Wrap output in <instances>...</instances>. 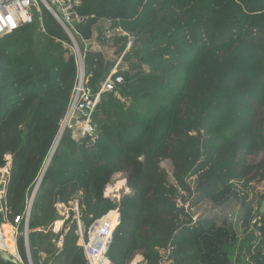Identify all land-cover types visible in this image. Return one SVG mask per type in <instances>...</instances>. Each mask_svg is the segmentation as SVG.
Masks as SVG:
<instances>
[{
	"label": "trees",
	"instance_id": "1",
	"mask_svg": "<svg viewBox=\"0 0 264 264\" xmlns=\"http://www.w3.org/2000/svg\"><path fill=\"white\" fill-rule=\"evenodd\" d=\"M67 1L74 27L52 7L76 38L94 94L128 43L107 39L104 23L134 36L140 53L120 68L121 98L102 94L94 135L76 140L67 130L59 142L31 210L33 264H87L72 216L53 231L64 221L59 207L77 198L86 232L119 209L110 264L137 255L143 264H264V188H248L245 165L264 151V0ZM95 39L112 43L114 60L87 47ZM78 79L74 43L43 5L33 24L0 38V179L11 156L4 232L26 211ZM117 174L131 190L119 203L105 195ZM249 196L259 209L239 239ZM219 208L222 225L211 218ZM18 252L29 264L23 237Z\"/></svg>",
	"mask_w": 264,
	"mask_h": 264
},
{
	"label": "built area",
	"instance_id": "2",
	"mask_svg": "<svg viewBox=\"0 0 264 264\" xmlns=\"http://www.w3.org/2000/svg\"><path fill=\"white\" fill-rule=\"evenodd\" d=\"M51 1L58 7L59 13L64 16L68 23H70L72 27L76 26V24L78 23L77 19L71 18L72 4L67 0ZM40 5H48L51 7L54 6L51 5L48 0H0V38L5 35L11 34L15 30L25 25L33 24L35 21L36 13L40 11ZM104 27L106 30L107 39H111L115 36H123L128 38V43L125 51L115 59L114 67L111 69L110 74L108 75L106 80L101 83L100 89L97 94H94L92 92L90 87L87 85V81L83 78L85 77L84 73H81V71L83 70V62H81L83 60L82 55L81 58L78 59L79 79L76 86L74 87L70 109L65 119L61 121L62 130L64 132H66L67 130H72L74 139L76 140L86 137H92L94 135L92 119L102 94L109 92L113 93L118 98H121L120 86L123 83V76L119 75V71L121 66L123 65L124 58L126 57V55L131 53L134 48V36L123 31L122 29H117L114 31L113 24L111 22L104 23ZM94 45V49L99 47L96 44ZM130 48L131 50L129 51ZM75 53H77V47ZM73 120L76 121L75 125H72ZM10 160L11 159L9 157V163L7 167L1 171V180L5 182H7L10 176ZM4 197L5 193L0 192V210L5 213L7 209L6 206L2 204V200L4 199ZM31 208L32 199L27 201L26 211L23 216L17 217L15 219V223L11 225V240L9 239V237H6L1 233L2 244L5 243L6 246H8L12 244L11 241L14 242L15 253L10 252L6 246L0 247V249L7 251L11 257L17 258L20 264H23V262L18 252V240L23 235V233L21 232L22 227L25 229L30 220ZM64 208L66 209V213H63L64 221L62 222L64 224L65 221L68 220L70 216H72V220L78 227V235L80 237L78 244L83 249L87 264H103L102 259L110 249L113 243V233L120 223L119 209H115L107 213L99 221L95 222L86 232L83 228L81 220L79 199H75L69 204V206H64ZM62 246L63 238H61L59 242V247L62 248Z\"/></svg>",
	"mask_w": 264,
	"mask_h": 264
},
{
	"label": "rangeland",
	"instance_id": "3",
	"mask_svg": "<svg viewBox=\"0 0 264 264\" xmlns=\"http://www.w3.org/2000/svg\"><path fill=\"white\" fill-rule=\"evenodd\" d=\"M48 2L51 4V5H54L52 3L51 0H48ZM54 7L57 8L56 5H54ZM74 24V23H73ZM73 33V32H72ZM74 36V35H73ZM76 39V38H75ZM98 45L100 44L99 40L95 39L92 41L91 44H88V45H92V47H94L95 45ZM99 49H101V51L106 55L108 56L110 59L114 60L115 59V49L112 45V43L110 44H106V45H100L99 47H97ZM140 46L139 44H137L133 50L131 51L130 55L128 56V58L125 60V62L123 63L124 64V68L126 67L127 62L129 60H132L134 59L140 52ZM75 50H76V47H75ZM74 50V51H75ZM97 51V49H95ZM131 50V48L129 49V51ZM77 56L81 55V50L79 48V51H78V54L76 53ZM79 59V57H78ZM123 68V69H124ZM9 159V158H8ZM245 165H246V179L248 181V188H253V187H263L264 188V151L258 153V154H255V155H251V156H247L246 157V160H245ZM164 169L168 170L170 169V164L169 163H165L163 165ZM117 189V190H116ZM245 189V194L247 195V190H246V187L244 188ZM249 190V189H248ZM116 191V192H115ZM126 191H129V187L127 186L126 184V176L125 174H117L113 180L111 181V183L106 187V190H105V195H109V197H111L112 199L116 200V201H120L122 199V196L123 194L126 192ZM115 192V193H114ZM112 193H114V196L112 195ZM80 197V196H79ZM79 199V198H77ZM31 200V199H29ZM248 200H249V203H251V213H250V216L249 218L246 220V225H245V228L244 230L240 233L239 235V239H241L245 233V231L247 229H251L252 228V225L255 223L256 221V215H257V211L259 209V205L257 203V200L254 199L253 197L249 196L248 197ZM203 207V206H202ZM202 207H200V209L197 211V215H196V218H198L203 212H202ZM226 209H223V208H219L217 210L218 214H215V216H210L212 218V221H213V224L214 223H218L219 225H222L220 223L221 219V215L223 213H225ZM59 213H60V216L61 218H63V213H66V209L64 208V206H61L59 207ZM115 224V222H114ZM224 225H228V224H224ZM214 226V225H213ZM232 227V226H231ZM2 226H1V231H2ZM55 229V228H54ZM212 232H215V228H212ZM5 236L6 237H9L11 238V233H9V230L5 232ZM213 240L215 239V235H210L208 236L205 240L208 241V244L210 245V240ZM1 247V246H0ZM138 257H140L138 255ZM136 260V257L135 259L133 260V262Z\"/></svg>",
	"mask_w": 264,
	"mask_h": 264
},
{
	"label": "water",
	"instance_id": "4",
	"mask_svg": "<svg viewBox=\"0 0 264 264\" xmlns=\"http://www.w3.org/2000/svg\"><path fill=\"white\" fill-rule=\"evenodd\" d=\"M72 4V3H71ZM55 18L56 20L63 26V28L66 30V32L68 33V35L70 36V38L72 39L73 43H74V46L77 47V53L79 51V45L75 39V37L73 36V33L72 31L69 29V27L62 21V19L60 18L59 14L51 7V6H48V5H45L44 6ZM79 58H81V55L78 56ZM82 62V61H81ZM81 73L83 74V70L81 71ZM75 120L72 121V125H75ZM64 135V131L61 129L60 133H59V136H58V139L53 147V150L50 154V157L49 159L47 160L46 164H45V167L43 168V171L41 173V176H40V179H39V183H38V189L43 181V178L45 176V173L51 163V160L55 154V151L58 147V144L59 142L61 141L62 137ZM6 191V183L5 181H2L0 183V192L1 193H5ZM127 194H130L129 191H126L123 196H122V199L125 195ZM35 196H36V193L33 195V198H32V205H33V202H34V199H35ZM121 199V200H122ZM120 200V201H121ZM120 201H117L118 203ZM261 213L263 214L264 213V202L262 203V206H261V209H260ZM0 225H2V222H1V219H0ZM24 238H25V244H26V248H27V255H28V263L29 264H33V261H32V257H31V251H30V246H29V222L28 224L26 225L25 227V230H24ZM0 257L3 261L5 262H8V263H11V264H20L18 259L15 258V257H11L9 255V253L3 249H0Z\"/></svg>",
	"mask_w": 264,
	"mask_h": 264
},
{
	"label": "crops",
	"instance_id": "5",
	"mask_svg": "<svg viewBox=\"0 0 264 264\" xmlns=\"http://www.w3.org/2000/svg\"><path fill=\"white\" fill-rule=\"evenodd\" d=\"M117 190V189H116ZM116 192V191H115ZM114 192V193H115ZM114 193H112V195L114 196ZM109 195H107V197H108ZM115 221H116V219H115ZM114 221V222H115ZM57 223H61L62 225H63V222L61 221V222H57ZM56 223V224H57ZM56 224H55V227H56ZM62 225L60 226V228L59 229H55V233H59L60 232V230H61V228H62ZM115 225V224H114ZM10 240H11V238H9ZM12 243H13V241H12ZM140 257H138V255L136 256V260L134 261V262H132L131 264H143V261H144V258L141 256V255H139ZM102 263L103 264H110V262H109V260L106 258V257H104L103 259H102Z\"/></svg>",
	"mask_w": 264,
	"mask_h": 264
},
{
	"label": "clouds",
	"instance_id": "6",
	"mask_svg": "<svg viewBox=\"0 0 264 264\" xmlns=\"http://www.w3.org/2000/svg\"><path fill=\"white\" fill-rule=\"evenodd\" d=\"M82 62H83V60H82ZM83 73H84V62H83ZM85 76V75H84ZM84 78V80H85V77H83ZM78 82V81H77ZM88 83V82H87ZM103 83V82H102ZM77 84V83H76ZM88 85V84H87ZM76 86V85H75ZM101 86V85H100ZM98 93V92H97ZM96 93V94H97ZM71 106V105H70ZM70 109V108H69ZM69 111V110H68ZM62 129V128H61ZM61 129H60V131H61ZM64 134H65V132H64ZM10 157V159H11V156H9ZM8 157V158H9ZM8 161H9V159H8ZM11 161V160H10ZM8 165V164H7ZM2 177V176H1ZM40 179V178H39ZM2 182V180L0 179V183ZM6 183V185H7V182H5ZM38 183H39V181H38ZM38 183H37V185H36V187H35V189H34V192H33V195L36 193L37 194V192H38ZM126 184H127V181H126ZM40 188V187H39ZM6 192V191H5ZM129 193H131V190L129 189ZM33 195H32V197H31V199L33 198ZM36 197V196H35ZM5 198V197H4ZM4 200V199H3ZM2 200V201H3ZM3 204V203H2ZM1 205V204H0ZM3 205H5L6 206V204H3ZM33 206V205H32ZM7 209V208H6ZM31 210H32V208H31ZM31 215V214H30ZM2 226V225H1ZM11 226V225H10ZM62 227H64V224L62 225ZM55 225H54V227H53V231L55 232ZM61 229H63V228H61ZM24 228H23V230L21 231L22 233H23V235L21 236V237H23L24 238ZM1 231V230H0ZM61 231V230H60ZM24 240H25V238H24Z\"/></svg>",
	"mask_w": 264,
	"mask_h": 264
},
{
	"label": "bare ground",
	"instance_id": "7",
	"mask_svg": "<svg viewBox=\"0 0 264 264\" xmlns=\"http://www.w3.org/2000/svg\"><path fill=\"white\" fill-rule=\"evenodd\" d=\"M61 225H62L61 223H57L55 229H59ZM0 233H2V234L5 235V232H4L3 229H2V231H0ZM9 233H11V226H10V229H9ZM0 239H1V237H0ZM11 243H12V241H11ZM14 245H15L14 242H13L11 245H8V246H6L5 243L2 244V243L0 242V246H1V247H5V246H6V247L9 249L10 252H12V251H11V249H12L11 247L14 248ZM12 253H15V248H14V252H12Z\"/></svg>",
	"mask_w": 264,
	"mask_h": 264
}]
</instances>
